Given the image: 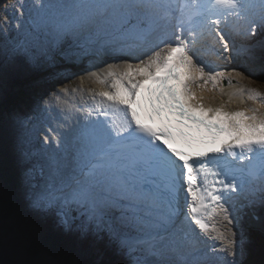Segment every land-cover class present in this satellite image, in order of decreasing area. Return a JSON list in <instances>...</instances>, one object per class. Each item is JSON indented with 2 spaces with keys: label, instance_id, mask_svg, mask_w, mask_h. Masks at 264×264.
Here are the masks:
<instances>
[{
  "label": "snow or ice",
  "instance_id": "snow-or-ice-1",
  "mask_svg": "<svg viewBox=\"0 0 264 264\" xmlns=\"http://www.w3.org/2000/svg\"><path fill=\"white\" fill-rule=\"evenodd\" d=\"M9 7L15 19L0 26V264H217L219 253L242 264L239 206L252 219L264 215V92L246 85L231 92L229 103L245 95L255 102L244 109L215 104L204 92L249 70L205 62L198 45L218 37L230 52L222 22L240 25L246 37L264 30V0ZM244 51L253 63L264 60L256 44ZM103 57L119 63L107 65L98 77L107 86L77 109L83 121L67 131L48 127L33 144L34 117L12 106L9 78L23 66ZM223 59L234 65L231 55ZM62 95L67 86L52 90L44 111ZM48 217L60 236L41 230Z\"/></svg>",
  "mask_w": 264,
  "mask_h": 264
},
{
  "label": "rangeland",
  "instance_id": "rangeland-1",
  "mask_svg": "<svg viewBox=\"0 0 264 264\" xmlns=\"http://www.w3.org/2000/svg\"><path fill=\"white\" fill-rule=\"evenodd\" d=\"M27 2H29V1L27 0ZM0 5H1V3H0ZM10 17L14 18V13L11 14ZM15 32H16V30H15ZM0 39H1V42H3V38L0 37ZM258 48H260V45L258 46ZM103 58H101V59H103ZM101 59L96 61V66H98L99 64L100 65H102V64L103 65L112 64V63H110V61H108L110 59H107L104 62H102ZM234 60H236V61H238L240 63V55H236ZM85 62H87V60ZM60 63L61 62L57 61L56 65L53 67V69H51V71H49L48 73L43 75L37 81H33V82H30V80L28 79L27 75L25 76V73L27 71H29V69L26 68V66H23V68H21V72L20 73L19 72H18V74L15 73L12 77L9 78V80L7 82V85H6L8 94L17 93L21 98H25L27 96H31V97L34 98L33 101H32V106H34V104H39L38 103V96H39L40 92L38 93L37 91L40 89V91L43 92V88H41V86H40V87H38L37 91L31 92L32 86H35L36 84H41V83H43V82H45L47 80L48 87H51L52 89L58 91L60 88H62L61 85L62 86H66L65 84L68 85L69 83H73L74 82L73 79L76 78V75H70L68 73L65 74V72L67 70L66 67H65L66 65H62ZM66 63L68 65L71 64V63H68V62H66ZM83 64H84V62H83ZM96 66L94 68H91V69H88V67H85V70L87 72L88 71H95L96 72V70H95ZM244 67H245V69H248L249 71H245V69L243 70V71H245V76L247 78L244 79L245 83L242 84L241 86L246 85L249 88H253V89H256V90H258L260 92H264V64H258L257 62L253 63L250 59H248L247 61L244 62ZM42 69H47V65L33 68V70L35 72H37V73H39V71H41ZM242 69H243V67L238 68V70H240V71H242ZM59 71H61V72H59ZM83 72H84V68L82 67L81 68V72L77 73V76H81V74H83ZM30 73L32 74V76H35V74H33V72L30 71ZM65 77H66V79H65ZM16 79H18L20 81H17L16 84H13L12 81H15ZM86 80L87 79H84V78H83V80L79 79V82L80 83L84 82V84H86L88 86L89 84H87V83H89V82H86ZM90 83L93 85V88H94L95 92L100 91L98 88H96V86L94 84L95 82L93 80H91ZM94 91H92V90L88 91V95L87 96L92 97V94L94 93ZM24 94H27V96H24ZM28 103H29V101H27L26 104H28ZM14 108L18 112L23 113V114H25L24 112L27 111V107L25 105L24 106L22 105V106L14 107ZM57 115H58V113L55 114V120L57 119V121H60L63 118V116H62V114H59L58 117H57ZM63 123H66V122H63ZM45 134H46V132H45ZM34 143L35 142L33 141V144ZM241 227H245V224L243 226H241ZM234 231L237 232V236H241L239 228H236ZM260 231L264 232L263 229H260ZM242 237H243V239H242L243 242L244 243L247 242L246 246L248 248H250L249 247V243L251 241L249 240V238L247 236H242ZM257 250H258V248H255V251H257ZM238 260H240L242 262V264H243V261L246 263L247 262V255L244 256L243 258L242 257L239 258ZM225 264H227V263H225Z\"/></svg>",
  "mask_w": 264,
  "mask_h": 264
},
{
  "label": "bare ground",
  "instance_id": "bare-ground-1",
  "mask_svg": "<svg viewBox=\"0 0 264 264\" xmlns=\"http://www.w3.org/2000/svg\"><path fill=\"white\" fill-rule=\"evenodd\" d=\"M29 1V0H28ZM234 30H236L238 28V25H234ZM237 44H239L238 42H236ZM237 48H239V45H237ZM151 52H148L145 54V57H142V58H146V55H150ZM241 55H243V53H241ZM238 57V56H237ZM107 59H111L110 57H104L102 60V62H104L105 60ZM86 61V60H85ZM85 61H84V64H85ZM135 62V61H134ZM218 66L220 68H226L227 70H231V68L233 66H237L235 63L234 65L233 64H228L227 61L225 60H221L218 62ZM107 65H98L96 66L95 70H96V75L93 76V75H90V73H84V75L86 76V82H89L87 84H89L87 87L86 85H84V89L83 91L87 90L88 88L91 87V90L94 91V88H93V85L90 83L91 80H95L102 88H105L107 85H102L100 84L99 82V79H103L104 78V75H105V69H106ZM241 66H237V69L240 68ZM243 69H245L244 65H243ZM218 70V69H217ZM18 72H21V69L17 70L16 73ZM88 72H91V71H88ZM99 77V79H98ZM109 83H110V78H109ZM245 83V80L244 79H241V81L239 80V82L236 81V79L234 78L233 79V83L232 84H228L227 80H223L220 84V86L217 88V89H214V92L210 93V94H206L208 90H206L204 92V95L209 98L210 100H213V102L217 105L221 104V103H229V94H224V90L226 91L227 90V87H229L230 85H233L235 87H237L238 84L242 85ZM64 87V86H63ZM235 87H233V91H235ZM89 90V89H88ZM90 91V90H89ZM95 92V91H94ZM214 98V99H213ZM241 98L240 97H232V102H235L236 103V107L233 108L232 110H236V109H241L244 107V104H241L240 102ZM77 101H78V98H77ZM231 103V102H230ZM248 106V105H246ZM226 107L228 108V104H226ZM47 134V132H46ZM55 134L53 133L52 134V137L54 136ZM33 141L35 142V140L33 139ZM249 222H252L253 224H255L256 222L254 221H250V219H248ZM247 247V246H246ZM247 249L249 251H251L252 249L251 248H248Z\"/></svg>",
  "mask_w": 264,
  "mask_h": 264
},
{
  "label": "trees",
  "instance_id": "trees-1",
  "mask_svg": "<svg viewBox=\"0 0 264 264\" xmlns=\"http://www.w3.org/2000/svg\"><path fill=\"white\" fill-rule=\"evenodd\" d=\"M10 101L12 102V104L17 103V100H14V98H11ZM251 264H264V254H261L260 257H257L255 258V260L251 261Z\"/></svg>",
  "mask_w": 264,
  "mask_h": 264
}]
</instances>
